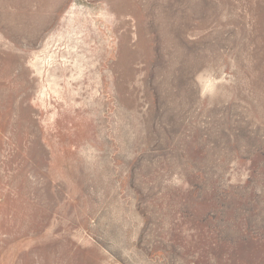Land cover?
Here are the masks:
<instances>
[{
    "label": "rangeland",
    "instance_id": "374dc122",
    "mask_svg": "<svg viewBox=\"0 0 264 264\" xmlns=\"http://www.w3.org/2000/svg\"><path fill=\"white\" fill-rule=\"evenodd\" d=\"M0 264H264V0H0Z\"/></svg>",
    "mask_w": 264,
    "mask_h": 264
}]
</instances>
